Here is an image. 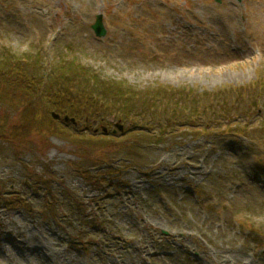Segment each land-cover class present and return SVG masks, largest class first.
Listing matches in <instances>:
<instances>
[{"label": "rangeland", "instance_id": "1", "mask_svg": "<svg viewBox=\"0 0 264 264\" xmlns=\"http://www.w3.org/2000/svg\"><path fill=\"white\" fill-rule=\"evenodd\" d=\"M3 48L37 56L40 78L73 58L163 114L131 154L114 126L131 142L145 123L123 106L69 124L86 140L57 124L21 147L33 127L0 106V264H264V0H0ZM200 97L207 118L191 114Z\"/></svg>", "mask_w": 264, "mask_h": 264}, {"label": "trees", "instance_id": "2", "mask_svg": "<svg viewBox=\"0 0 264 264\" xmlns=\"http://www.w3.org/2000/svg\"><path fill=\"white\" fill-rule=\"evenodd\" d=\"M4 49L0 52V106H6V109L16 111L20 110L21 119H24L30 127H33L20 126L19 133L21 137L17 139L13 138L14 145L21 147L24 143V138L32 131L51 133L49 129L55 127L57 129V122L52 121L48 117L51 111L58 114H71L70 116L76 119H84L87 116L92 117L90 115L91 112H95V106H98L100 102L103 106L106 104L108 107L111 102V105L123 106V117L132 118L131 121H142L144 123L145 119H148L147 117L152 115V112L160 108L162 112L155 115V117H158V119L161 118L162 121L163 108L160 105L157 106L152 103L154 97L150 93L145 95L136 92L132 93L131 91H127L126 88H122L119 83L90 75L91 70L75 67L74 65L77 64L73 58H68L63 60V62H61V59L56 61L55 68L57 70L54 69L52 74L50 73L40 78L35 70L38 66L37 56H27L29 63L24 57H12L10 52ZM44 64L47 63L44 62ZM29 69L34 70L32 72ZM48 85H52L54 88L48 89ZM157 93L159 96V92ZM178 94L180 93L178 92ZM181 94L185 96L184 92H181ZM203 99L200 97V99L195 100L196 104L194 108L197 107V112L191 110V114L197 113L201 116L200 113L202 112L203 116L206 111L207 115L204 118H207L208 114H210L208 113L210 109L208 106L203 107ZM159 101L168 102L170 100L159 99ZM209 101L210 99L207 98V102ZM169 103L172 104L171 102ZM175 106L177 107V103H175ZM182 107L185 109V105H182ZM168 111L171 115H180L179 118H183L184 115L189 114L188 112L181 113L176 108L166 109L165 113H168ZM147 112L150 113L146 117L143 116V113ZM48 121L50 123H47ZM147 123L140 124V126L136 123L138 125L135 128V132H140L132 134V138L137 137V141H127L128 138L126 135L129 132L119 135V138H122V145L125 146L123 149H127L128 153L138 152V149L142 148L141 146L151 143L150 139H152L151 136L155 129L151 127L150 131H146L145 129L149 128ZM239 128L241 127L239 126ZM59 129L58 135H65L68 139L79 141L82 137V140H86L88 137L81 132L80 134L75 131L71 133L66 130V127H60ZM225 129L226 127H224ZM143 130L146 138L142 135ZM0 132H2L0 135L4 137L6 132L2 125H0ZM229 132H232V130ZM162 133L163 131L158 130L156 136L162 135ZM94 136L97 137V135H93L92 138H95ZM98 136L106 138L103 134H99ZM114 138L110 137L108 139ZM97 175L99 176L100 174ZM93 180L99 181L96 178ZM45 187L47 189L48 184ZM44 207V210L49 211L46 201H44Z\"/></svg>", "mask_w": 264, "mask_h": 264}, {"label": "water", "instance_id": "3", "mask_svg": "<svg viewBox=\"0 0 264 264\" xmlns=\"http://www.w3.org/2000/svg\"><path fill=\"white\" fill-rule=\"evenodd\" d=\"M217 2H219V0H216ZM91 29L93 30L94 34L97 36V37H103L105 35V29L103 27V24H102V15L101 14H98L95 16V22L93 25H91ZM51 118L53 120H57L59 119V115L58 114H55V113H51ZM62 119V122L64 123H73L75 124V121L73 118H69L68 116H64L61 118ZM115 127L118 129V130H122V127L119 126V125H115ZM103 132H105L106 130L105 129H102Z\"/></svg>", "mask_w": 264, "mask_h": 264}]
</instances>
